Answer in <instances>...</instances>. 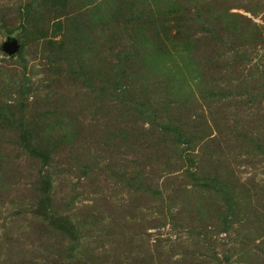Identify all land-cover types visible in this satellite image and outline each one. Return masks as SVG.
<instances>
[{
  "label": "rangeland",
  "instance_id": "rangeland-1",
  "mask_svg": "<svg viewBox=\"0 0 264 264\" xmlns=\"http://www.w3.org/2000/svg\"><path fill=\"white\" fill-rule=\"evenodd\" d=\"M103 1L0 0V264H264L260 66L200 86L172 50L163 85L155 65L141 74L127 60L135 26L106 25ZM238 4L264 25V0ZM76 9L95 14L91 27L68 23ZM244 50L261 63L264 47Z\"/></svg>",
  "mask_w": 264,
  "mask_h": 264
},
{
  "label": "trees",
  "instance_id": "trees-1",
  "mask_svg": "<svg viewBox=\"0 0 264 264\" xmlns=\"http://www.w3.org/2000/svg\"><path fill=\"white\" fill-rule=\"evenodd\" d=\"M238 0H104L106 3L108 22L115 24L120 18L125 21L124 28H131L136 34L137 44L134 47L136 51H129L127 60H133L139 70L143 71L152 67L151 73L160 75L164 80L163 85H173L174 78L168 70L157 68L171 54L172 50L177 51L182 56L184 69L188 72L191 67L197 65L200 72L199 84L202 86L205 82V74L225 68V70L236 68L259 69V75L264 81V57L258 65H250L242 57L235 56V50L243 46L246 50L242 51L248 58L252 57L253 50L264 47V25L257 24L250 16H256V9L248 6L236 5ZM233 9L243 10L248 15L239 12H233ZM5 15L8 14L7 8H4ZM81 9L72 11L68 23H76L75 27L79 30L81 26L88 28L96 18ZM8 17V15H6ZM6 17V18H7ZM102 19V18H101ZM100 19V20H101ZM103 21V19H102ZM197 24L198 29H195ZM122 29L121 27H119ZM125 28V29H126ZM126 29V30H127ZM114 31V29H110ZM198 35V36H197ZM87 45V43H86ZM21 51H18L19 54ZM228 52H234L230 57ZM16 54V55H17ZM14 56V55H13ZM12 56V57H13ZM155 63V64H154ZM152 64V65H151ZM181 68V67H180ZM183 68V67H182ZM238 71V69H236ZM138 71V70H137ZM183 71V70H182ZM124 72L134 73L131 68H125ZM102 94L128 95L130 91L116 87L109 88L102 85L100 87ZM200 88V87H199ZM23 90V88H22ZM113 90V91H111ZM207 94V93H205ZM205 94H201V97ZM207 96V95H205ZM203 98V97H202ZM1 116V115H0ZM149 114V117H153ZM0 119H5L2 116ZM28 134H24L28 138ZM35 155V154H34ZM40 155V154H39ZM42 156V155H40ZM36 157H38L36 155ZM132 180L131 177H127ZM204 181V180H203ZM208 179L205 181L207 183ZM227 183V182H226ZM209 184V183H207ZM207 187L206 191L213 193L214 188ZM211 185L218 190H225L223 201L226 202L225 215L235 214L240 205L229 195L227 187L223 184H216L211 180ZM52 230L67 231L68 229L53 223Z\"/></svg>",
  "mask_w": 264,
  "mask_h": 264
},
{
  "label": "water",
  "instance_id": "water-1",
  "mask_svg": "<svg viewBox=\"0 0 264 264\" xmlns=\"http://www.w3.org/2000/svg\"><path fill=\"white\" fill-rule=\"evenodd\" d=\"M2 50L4 53H6L8 56L15 55L19 50V44L16 40H11L2 47Z\"/></svg>",
  "mask_w": 264,
  "mask_h": 264
}]
</instances>
